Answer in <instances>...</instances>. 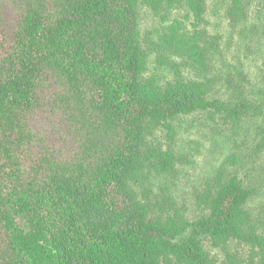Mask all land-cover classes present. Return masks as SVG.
Wrapping results in <instances>:
<instances>
[{
	"label": "trees",
	"instance_id": "16d2710c",
	"mask_svg": "<svg viewBox=\"0 0 264 264\" xmlns=\"http://www.w3.org/2000/svg\"><path fill=\"white\" fill-rule=\"evenodd\" d=\"M0 0V264H207L202 239L236 241L264 264V218L249 212L259 190L237 175L211 189L208 215L150 220L132 182L170 152L146 134L179 116L212 111L239 123L255 111L210 97V82L160 85L144 78L148 56L138 8L205 0ZM10 9V10H9ZM231 26L248 18L231 0ZM11 31V39L4 34ZM166 54L209 70L213 48L172 29ZM56 116L40 114L47 112Z\"/></svg>",
	"mask_w": 264,
	"mask_h": 264
},
{
	"label": "rangeland",
	"instance_id": "374dc122",
	"mask_svg": "<svg viewBox=\"0 0 264 264\" xmlns=\"http://www.w3.org/2000/svg\"><path fill=\"white\" fill-rule=\"evenodd\" d=\"M8 1L13 5V0ZM230 1L205 0L203 15L191 13L183 5L158 11L139 5L140 40L148 56L144 78L154 77L160 85L181 77L209 81L210 97L235 102L242 91L256 107L239 123L219 113L198 111L146 134L150 148L174 157L171 168L147 166L131 183L150 220L171 214L195 221L208 215L211 189L224 175H237L259 190L249 203V212L264 218V0H245L248 18L236 26H231L227 16ZM172 29L212 46V68L211 60L210 69L202 70L166 54L163 40ZM11 31L4 29L8 42ZM46 111L40 114L41 120L53 115L49 108ZM202 244L209 256L207 264H254V250L245 244H216L209 238L202 239Z\"/></svg>",
	"mask_w": 264,
	"mask_h": 264
}]
</instances>
